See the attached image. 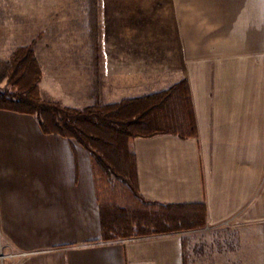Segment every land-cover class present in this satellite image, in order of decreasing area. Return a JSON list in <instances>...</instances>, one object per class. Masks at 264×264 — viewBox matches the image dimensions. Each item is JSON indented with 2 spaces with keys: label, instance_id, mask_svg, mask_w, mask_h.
Masks as SVG:
<instances>
[{
  "label": "crops",
  "instance_id": "1",
  "mask_svg": "<svg viewBox=\"0 0 264 264\" xmlns=\"http://www.w3.org/2000/svg\"><path fill=\"white\" fill-rule=\"evenodd\" d=\"M95 5L88 49L44 34L41 99L85 110L187 82L197 137L129 149L143 200L203 205L205 223L102 241L91 154L0 110V264H264V0Z\"/></svg>",
  "mask_w": 264,
  "mask_h": 264
},
{
  "label": "trees",
  "instance_id": "2",
  "mask_svg": "<svg viewBox=\"0 0 264 264\" xmlns=\"http://www.w3.org/2000/svg\"><path fill=\"white\" fill-rule=\"evenodd\" d=\"M4 70L16 90H0V110L35 116L44 134L74 140L91 154L102 241L162 236L203 227V205H165L141 198L136 158L129 149L130 142L138 138L197 137L187 82L117 104L75 110L40 98L41 68L32 47L17 48Z\"/></svg>",
  "mask_w": 264,
  "mask_h": 264
},
{
  "label": "rangeland",
  "instance_id": "3",
  "mask_svg": "<svg viewBox=\"0 0 264 264\" xmlns=\"http://www.w3.org/2000/svg\"><path fill=\"white\" fill-rule=\"evenodd\" d=\"M96 1L0 0V90H16L6 77L4 65L8 63L13 52L20 47H32L41 68L42 78L41 62L46 55L43 48L46 41L45 33H52L55 40L58 39L57 36H60V39L64 41L61 43L53 41L55 46L81 44L88 49L87 36L92 34L93 14L97 12ZM71 79L72 77L70 81ZM99 107L103 106L92 108Z\"/></svg>",
  "mask_w": 264,
  "mask_h": 264
}]
</instances>
